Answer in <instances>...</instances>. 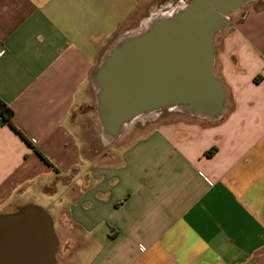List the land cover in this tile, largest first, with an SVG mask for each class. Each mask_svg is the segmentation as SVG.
I'll list each match as a JSON object with an SVG mask.
<instances>
[{
	"label": "crops",
	"instance_id": "0c3cea01",
	"mask_svg": "<svg viewBox=\"0 0 264 264\" xmlns=\"http://www.w3.org/2000/svg\"><path fill=\"white\" fill-rule=\"evenodd\" d=\"M146 1L0 0V98L26 137L0 124V212L39 198L75 248L62 264H264V8L215 50L219 120L157 125L117 161L83 150L73 110Z\"/></svg>",
	"mask_w": 264,
	"mask_h": 264
},
{
	"label": "water",
	"instance_id": "95a60500",
	"mask_svg": "<svg viewBox=\"0 0 264 264\" xmlns=\"http://www.w3.org/2000/svg\"><path fill=\"white\" fill-rule=\"evenodd\" d=\"M253 0H191L121 38L93 72L98 111L109 140L128 120L163 107L211 119L223 116L228 93L215 73V38L229 14ZM60 239L38 204L0 212V264H57Z\"/></svg>",
	"mask_w": 264,
	"mask_h": 264
},
{
	"label": "rangeland",
	"instance_id": "374dc122",
	"mask_svg": "<svg viewBox=\"0 0 264 264\" xmlns=\"http://www.w3.org/2000/svg\"><path fill=\"white\" fill-rule=\"evenodd\" d=\"M191 0H150L143 2L141 6L131 15L129 20L119 29V31L101 48L98 66L103 63L106 54L113 48L117 42L135 32L142 30L148 26L150 22L160 16L172 14L173 12L182 10ZM264 7L263 0H253L243 5L237 10L232 11L228 17V26L219 31L215 38V50L223 46V41L228 32L241 20V17L251 9H259ZM97 66V67H98ZM219 65L215 63V73L219 71ZM91 92L93 99L84 106H77L71 115V123L77 128V132L83 141V150L88 157H93L96 151L101 155L96 157V160L101 162L117 161L119 159V150L135 141L140 136L148 133L156 127L174 120H195L199 122L215 123L217 119H210L200 114H194L190 111L181 108L163 107L161 109L152 111L146 115H140L126 122L122 134L108 139L104 132L103 123L98 111V87L91 82ZM208 118V119H206ZM93 155V156H92ZM36 204H41V200L36 199ZM23 206V205H22ZM19 206H12L8 208L9 211L18 209ZM56 228V227H55ZM58 234V233H57ZM75 248H70L66 252L62 249V241L56 253L57 264L69 262L74 254Z\"/></svg>",
	"mask_w": 264,
	"mask_h": 264
},
{
	"label": "trees",
	"instance_id": "16d2710c",
	"mask_svg": "<svg viewBox=\"0 0 264 264\" xmlns=\"http://www.w3.org/2000/svg\"><path fill=\"white\" fill-rule=\"evenodd\" d=\"M264 1V0H263ZM259 8V9H263ZM258 80V79H256ZM15 111L5 100L0 98V124L1 125H9L13 128L19 135L26 139L24 133L18 128V126L14 122ZM214 153L213 150L207 152V155H212ZM20 208V207H19Z\"/></svg>",
	"mask_w": 264,
	"mask_h": 264
},
{
	"label": "built area",
	"instance_id": "2783aa9c",
	"mask_svg": "<svg viewBox=\"0 0 264 264\" xmlns=\"http://www.w3.org/2000/svg\"><path fill=\"white\" fill-rule=\"evenodd\" d=\"M210 181V180H209Z\"/></svg>",
	"mask_w": 264,
	"mask_h": 264
}]
</instances>
